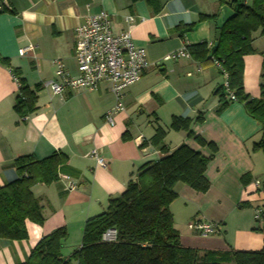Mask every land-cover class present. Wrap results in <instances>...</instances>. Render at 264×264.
I'll return each mask as SVG.
<instances>
[{
    "label": "crops",
    "instance_id": "1",
    "mask_svg": "<svg viewBox=\"0 0 264 264\" xmlns=\"http://www.w3.org/2000/svg\"><path fill=\"white\" fill-rule=\"evenodd\" d=\"M160 5V12L153 14L144 1L9 0V10L0 13V57L20 72L30 90L39 86L36 111L20 118L13 109L17 86L10 68L0 64V186L18 178L13 161L20 156L41 160L62 153L67 158L58 169L57 181L31 188L42 209L43 224L26 222L24 240L0 239V264L24 263L42 237L61 227L67 232L61 257L77 251L86 220L103 213L140 167L160 159L158 148L149 144L158 128L165 132L169 151L183 144L210 158L205 171L210 188L205 194L182 184L174 187L177 198L169 210L180 244L210 251L264 248V234L254 231L261 225H256L253 213L262 202L254 182L263 180L264 155L252 150L261 138L260 126L239 103L216 112L215 92L224 78L214 64L200 65L191 57L165 59L188 46L212 45L220 9L227 5L220 0H160ZM100 11L109 15L115 34L127 29L126 17H133L132 41L144 49L149 63L140 79L126 89L123 110L112 125L104 120L115 105L107 83L95 91H67L61 98L43 86L54 78V59L62 61L70 76L76 75L75 28ZM201 15L208 18L190 32H174L179 25L197 22ZM30 44L33 51L20 57L18 50ZM252 47L257 53L243 58V88L251 98H259L264 86L260 55L264 36L259 32L252 35ZM174 117L190 119V131L212 144L215 152L186 132L171 130ZM93 149L106 161L105 168L88 156ZM243 176L247 177L244 183ZM62 177L74 183L75 190L69 191ZM245 211L249 215L244 216ZM193 220L217 224L218 234L203 238L189 231L187 225Z\"/></svg>",
    "mask_w": 264,
    "mask_h": 264
},
{
    "label": "trees",
    "instance_id": "2",
    "mask_svg": "<svg viewBox=\"0 0 264 264\" xmlns=\"http://www.w3.org/2000/svg\"><path fill=\"white\" fill-rule=\"evenodd\" d=\"M130 1H144L153 14L161 10L160 0ZM220 3L226 4L234 16L220 28L217 45L200 43L186 47V51L200 65L219 63L227 75L228 90L234 100H230L221 85L215 92L218 98L216 112L221 113L232 103L242 104L246 114L260 126L261 138L253 144L252 150L264 155V86L260 87L259 98H251L243 88V58L257 53L252 47V35L259 32L264 36V0H220ZM207 18L201 15L197 22L179 25L174 32L183 35ZM260 55L261 77L264 78V53ZM0 64L10 68L8 61L1 57ZM10 72L19 82L13 109L23 118L36 111L35 91L39 86L30 90L17 69L10 68ZM191 124L190 119L174 117L170 129L186 132L197 144L210 147L215 152L212 144H207L190 131ZM164 138L165 132L158 128L149 144L158 148L160 159L140 167L135 179L103 213L86 220L81 247L77 251L66 259L61 257L62 246L67 239V232L61 227L42 237L22 264H264V248L251 252L232 249L210 251L186 248L180 244L169 210L177 198L174 187L182 184L196 193L205 194L210 188L205 177L210 158L183 144L169 151ZM66 161L62 153H54L41 160L33 155L20 156L13 161L18 178L0 186V239L24 240L27 238L26 222L38 226L43 224L42 209L31 188L36 184L49 186L57 181L58 169ZM246 178L242 177L243 183ZM259 192L262 202L258 208L262 210V220L261 227L254 231L264 234V177ZM109 231L114 233V238L107 242L103 237Z\"/></svg>",
    "mask_w": 264,
    "mask_h": 264
},
{
    "label": "built area",
    "instance_id": "3",
    "mask_svg": "<svg viewBox=\"0 0 264 264\" xmlns=\"http://www.w3.org/2000/svg\"><path fill=\"white\" fill-rule=\"evenodd\" d=\"M9 0H0V11H8ZM127 29L117 34L113 33L112 23L109 15L105 11L86 16L83 24L75 28L74 60L76 64V75L70 76L64 68V64L59 59H54V78L43 83L52 95L63 97L67 91L86 90L95 91L100 84L107 83L114 96V107L106 112L104 120L112 125L114 116L123 110V97L126 89L137 82L142 73L148 68L149 63L146 59L144 49L134 45L131 36V28L134 19L131 16L125 18ZM33 45L18 50L20 57L33 51ZM186 49H181L165 57L169 59L189 58ZM219 71L221 67L218 62L213 63ZM224 78L223 87L229 94L230 100L234 97L228 90L227 75L221 72ZM13 81L19 88V82L13 76ZM88 156L93 159L97 166L105 168L107 163L101 157L99 151L93 149ZM67 181V177H62ZM69 191L75 190L76 186L67 181ZM256 188L260 187L258 181L254 182ZM254 219L261 224L262 210L255 208ZM189 231L198 234L203 238L218 234V225L202 220H193L188 223ZM114 233L107 232L103 240L112 241Z\"/></svg>",
    "mask_w": 264,
    "mask_h": 264
},
{
    "label": "water",
    "instance_id": "4",
    "mask_svg": "<svg viewBox=\"0 0 264 264\" xmlns=\"http://www.w3.org/2000/svg\"><path fill=\"white\" fill-rule=\"evenodd\" d=\"M234 16V12L228 7L223 6L220 9V17L218 21L216 22V30L214 33V42L213 46L215 47L217 45L219 35H220V28L228 22L232 17Z\"/></svg>",
    "mask_w": 264,
    "mask_h": 264
},
{
    "label": "rangeland",
    "instance_id": "5",
    "mask_svg": "<svg viewBox=\"0 0 264 264\" xmlns=\"http://www.w3.org/2000/svg\"><path fill=\"white\" fill-rule=\"evenodd\" d=\"M227 2H228V1H227ZM258 182L260 183V187H259V189H260V188H261V182H260V181H258ZM245 213H247V214H245L244 216L249 215L250 212H246V211H245ZM253 213H254V212H253ZM251 215H252V214H251ZM254 221H255V219H254ZM255 222H256V221H255ZM256 225L258 226V225H261V224L256 222Z\"/></svg>",
    "mask_w": 264,
    "mask_h": 264
}]
</instances>
